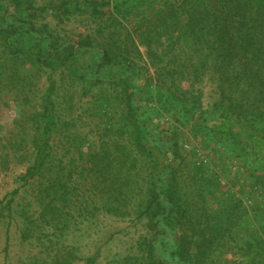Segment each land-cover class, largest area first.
Returning <instances> with one entry per match:
<instances>
[{
  "label": "trees",
  "instance_id": "trees-1",
  "mask_svg": "<svg viewBox=\"0 0 264 264\" xmlns=\"http://www.w3.org/2000/svg\"><path fill=\"white\" fill-rule=\"evenodd\" d=\"M4 115L21 264H97L70 238L105 219L103 264H264V0H0Z\"/></svg>",
  "mask_w": 264,
  "mask_h": 264
},
{
  "label": "rangeland",
  "instance_id": "rangeland-1",
  "mask_svg": "<svg viewBox=\"0 0 264 264\" xmlns=\"http://www.w3.org/2000/svg\"><path fill=\"white\" fill-rule=\"evenodd\" d=\"M71 19L68 27L77 33L84 32L90 26L89 16L86 13L76 15ZM205 92H209V90ZM0 119L1 123L5 125H9L12 120L10 116L5 115L4 117L0 116ZM183 149L185 152L194 151L199 156L200 161L206 163L205 166H208L209 161L211 162L212 160L211 151L208 152L209 150L194 140L184 143ZM197 164L202 165L199 162ZM14 175V172L0 171V200H2L1 198L6 193H9L17 186L14 182ZM19 195L21 196L16 198V202L12 207L14 212L12 220L8 225L0 224V264H21L25 256L36 251L35 248L33 249L29 245L22 244L19 240V231L25 226L19 216L23 200L31 202L29 206L33 217L38 216V211L35 210L37 205L33 203L29 193L23 195L19 193ZM100 223L97 227L95 226L89 231L77 233L70 238L71 243L79 248L78 254L96 257L97 264H103L107 260L106 258L111 259L115 255L123 254L127 250V247L133 243L132 240L134 239L131 234L128 237L121 232L126 230V222L105 219L104 221H100ZM7 237L9 238V243H7ZM78 264H85V262L82 261Z\"/></svg>",
  "mask_w": 264,
  "mask_h": 264
}]
</instances>
